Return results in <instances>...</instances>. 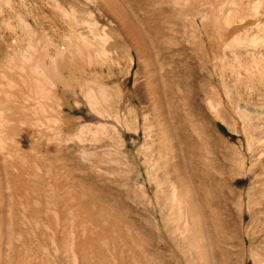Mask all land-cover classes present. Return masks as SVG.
<instances>
[{
	"label": "rangeland",
	"instance_id": "obj_1",
	"mask_svg": "<svg viewBox=\"0 0 264 264\" xmlns=\"http://www.w3.org/2000/svg\"><path fill=\"white\" fill-rule=\"evenodd\" d=\"M25 1L0 0V125L23 114L33 125L28 133L10 130L0 136L15 139L28 164L42 158L49 170L60 166L63 195L72 191L78 203L91 204L93 247L67 256L64 245L71 236L62 219L55 255L47 210L41 237L30 236V223L19 218L16 228L22 236L13 231L10 264H264V31L247 25L251 2L219 11L200 6L220 18L200 24L196 38L191 27L177 23L173 31L167 30L166 42L160 23L142 25L156 72L159 108L147 85L154 78L151 62L129 67L127 43L120 34L103 30L115 25L108 16L97 19L93 30L92 19L78 11L80 0H68L64 8L69 17L54 0ZM186 7L194 5L189 1ZM184 20L190 22L189 17L179 22ZM104 35L110 37L103 44L106 63L75 61L59 70L60 77L44 79L27 69L43 51H65L73 40L100 45ZM100 81L107 86L106 95L134 97L122 109L138 111L139 128L116 129L113 121L101 120L89 109L83 89L97 88ZM207 102L216 105V112ZM168 104L172 110L167 111ZM79 109L83 113L74 114ZM167 114L171 142L157 121ZM143 116L152 123L150 130H143ZM40 117L42 125L34 126ZM49 176L42 184L31 176L27 184L48 207ZM2 177L20 179L5 164ZM190 202L196 205L198 226L189 215ZM82 220L78 218L79 232ZM204 254L209 261L203 260ZM0 255V264H7Z\"/></svg>",
	"mask_w": 264,
	"mask_h": 264
},
{
	"label": "bare ground",
	"instance_id": "obj_2",
	"mask_svg": "<svg viewBox=\"0 0 264 264\" xmlns=\"http://www.w3.org/2000/svg\"><path fill=\"white\" fill-rule=\"evenodd\" d=\"M80 1L82 3L79 1L77 3V5L79 7L78 11L81 13L87 14L92 19V21H93L92 24L94 26L93 30H95L98 27L99 21L97 22L96 20L102 16H103V18L104 17L106 18L108 16L111 19L110 23L115 24L111 28L110 27H108V28L103 27V30H107L108 33H110V34L111 33L120 34L121 37L124 39V41L127 43V46L130 48V54L128 56V65L131 68L134 66V63H136V62L138 64H141V61H143L144 63L145 62H151L150 52L148 50L149 47H148V44L146 42V35L143 31L142 25L148 26L147 24L149 22H151L155 26V25H157V23H160V25H157V26H162V30H163L166 42L170 41L169 40L170 35H168L166 33L167 30L173 31V29L177 23L181 24V26L183 28L191 27L192 31H193V35L196 38V36L198 34L197 32L200 28L199 27L200 24H202L204 26V25L208 24L209 22H215L216 19L220 18L219 16H217V13H215L213 10L210 12V14H208V12L211 9H215V10L219 11V10H221L220 8L223 6H225L227 8L234 6L236 8L235 5H239L241 7V4L244 3L243 0H196V1H191V0H137V1H134V0H80ZM189 1L192 3V5H194V7H192V8L186 7V5L188 4ZM247 1L251 2L249 10H251L253 13L252 16L250 15L251 18L249 20V23L247 22L248 23L247 25H250V27L256 28L258 30L262 26V30L264 31V0H247ZM54 2H55L54 3L55 7L60 11V13L65 14V16L67 17L68 14H67L64 7L67 4L68 0H54ZM71 2H75V1H71ZM24 3H26V1ZM83 3L88 4V5H92L95 8V10L97 12H99V14H97V13L93 14L91 11L88 10V8H86V7L84 8ZM81 4H83V5H81ZM208 5L211 6L210 7L211 9L209 10V8H208L209 11L208 12L206 11L207 13H205V11L203 10V12H204L203 13L202 10L200 9V6L201 7L204 6L203 8H206L205 6L208 7ZM73 9H75V8L73 7ZM76 12H77V10H76ZM68 17H69V15H68ZM180 17H182V18H180ZM184 17H189L190 22L186 23L185 20L179 22L180 20H183ZM239 17H240V15H239ZM241 18H243V17H241ZM148 19H149V21H148ZM74 21H75V18L73 19V22ZM261 23H263V24H261ZM108 33H107V35H108ZM107 35H104L103 38H101L100 45L97 43H89V42H85L82 40L80 42L73 40L65 51H57L56 50L53 54H49L47 51H43L39 55L32 57L30 63H28L29 65H28L27 69L30 72V74L40 75V76H42L41 78L48 77V76L60 77V74H61L60 72H62V71L59 72V70L63 66H65V65L68 66V64L75 62V61L82 63V65L85 64L87 66L97 64L96 63V62H98L97 60H100L101 62L106 63V61L109 58L108 57L109 55L107 54L108 51L106 52V50L103 48V47H105V46H103V44L106 43L108 40H110V37H108ZM181 50H182L181 48L179 50H177V53H179ZM133 54H135L136 60L134 59ZM215 59H216V57H215ZM152 63L153 62L149 63V66L151 67V69H153ZM100 65H102V63ZM150 67H148V68H150ZM67 68H69V67H67ZM151 71H152V75H153V76L152 75L151 76L154 77L153 73H156V72H154L155 69L150 70V73H151ZM33 77H35V76H33ZM149 77H150V75H149ZM155 77L150 79V81L147 82L148 83L147 85L150 88V89L148 88V90H150V93L152 95L151 98H153L152 100H154V107L158 106L160 108L162 106L161 105L162 103L159 100V93L160 92L156 89L157 82H156ZM27 82L25 84H27ZM105 89H107V86L105 85L104 82H101L100 86H97V88H92V89L86 88L85 91L83 89V93L85 94L86 102H87L89 109L94 114H96L97 117H99V119L113 121L116 129L119 128V129H124V130H136L137 128H139L140 120H139L138 111L135 109H128L124 113L123 109H122L125 106V103L132 105V103H134V97L128 96V98L123 99L119 94L118 95L117 94L106 95L107 92ZM167 92L170 94V91L168 89H167ZM0 102L2 103L3 101H0ZM207 106L210 109V111L216 112V105L215 104H213L212 102H207ZM166 108H167V111H169L170 109L172 110V106L170 104H168L166 106ZM82 113L83 112L80 109L74 111V114H82ZM169 114L172 116L171 112ZM16 118L9 117V118L3 119V121H4L3 124L1 121L2 125H0V135L4 131L8 132L10 130L11 131L12 130H15V131L18 130L19 132H25V133H28L29 130H31V126L33 124H31V122L28 120L27 114H23L22 117H20L19 119H16ZM86 119H87V117L83 116V120H86ZM40 120H41V117L37 120L36 123H34V126H37L38 124L42 125V121H40ZM51 120L52 119H50L49 121H51ZM142 120H143V122H142L143 130H145V131H146V129L150 130L152 127V123H150L147 116H143ZM170 120L171 119L169 118L168 114H167V116L161 115V118L159 117L157 119L158 124L162 127V130H164L163 131L164 134L163 133L162 134L165 136H168L167 141H169V142L172 141V137H173V136L169 137V134L167 133L168 130L171 131V129L169 127L171 124ZM58 123H59V121H58ZM105 126L106 125H104V128H105ZM111 127H113V126L111 125ZM34 128L35 127H33V129ZM39 128H41V127L39 126ZM55 135H57V134H55ZM1 136H3V135H1ZM1 136H0V254L2 252L5 255V259L7 261V264L11 263L12 256H13L12 255L13 254V244H14V242H13V238H14L13 237V234H14L13 231L16 232L15 234H17L18 237L22 236V234H20L19 230L16 228L17 223L19 222V220H21L19 218L27 220L30 223L31 226H28V227H32V231L29 232L30 236L41 237V236H44L43 232L41 231V228L44 226V223H45V222H43V218L48 211H49V215H50V216L49 215L48 216L50 217V220H51L49 222V228H51V230L53 231L52 244L55 248V253H56L55 255H57V253L60 249V246H61L60 245L61 243L58 245V243L56 241V235L59 232L58 231L59 227H61V220L62 219L66 220L67 227L69 229V231H67V232H70L69 234L71 236L70 240L66 241V243L64 245V249L66 252L65 254L67 256L75 257L78 252H83V253L89 252V250L93 247L92 246V232H91L92 229H91V225H90L91 224L90 222L92 221L91 220L92 216H90V210H89L92 208V207L89 208V205H91V204H89V203L86 204V202H88V201H84L85 203L84 202L78 203V201L76 199V195L72 191H69L66 194V196L63 195L64 192H63V184H62V176H61L62 173L60 172L61 170L59 168L60 166L58 167L57 165H55V167H53L52 170H49L50 168L47 169L49 166L47 167L45 165V162L42 158L40 159V161H34V162H32V164H28V162H26L27 160L25 159V157H26L25 152L26 151L23 150L21 145L16 144V142L14 141L15 139L10 140V141L9 140L4 141L5 139L2 138ZM55 139H57V138L55 137ZM40 140H42V139H40ZM37 141H39V140H37ZM54 141H56V140H54ZM172 148L174 149V146L171 147V149ZM30 149H32V148H30ZM4 164L12 172V174L14 176H18V178H20V179H17L18 181H14L11 178L3 179L2 168H3ZM48 172L50 173V176H49L50 184L49 185H51V192H50L51 199H50V202H48V203H50L49 207L45 203L44 197L41 196L40 193H38V194L36 193V197H35L28 191V188H27V184L29 182L28 180L31 176H34V177L36 176L37 183L42 184V181H44L43 178L46 177ZM187 183H184L185 184V191H186L185 194H188L189 189H190V188L188 189L189 183L188 184ZM183 190H182V192H183ZM182 192H181V194H182ZM181 194H179V195H181ZM175 196L176 195H174V198H175ZM183 196H184V193H183ZM185 197L187 198V196H185ZM185 197L183 199H185ZM176 198H178V197H176ZM180 198H181V196H180ZM171 199H173V198H171ZM187 200H189V199L187 198ZM176 201H177V199H176ZM82 203H84V205ZM193 204L194 203H191V202L189 204L190 205V208H188V209H190L189 215L191 216V218L193 220V224L195 222V225L197 224V226H198L196 209L194 207L195 204L194 205ZM79 217H82V219H83L81 232L78 231V230H80L78 228L79 227V225H78V218ZM198 219H199V217H198ZM65 225H66V223H65ZM198 228H200V226ZM193 229H195V228H193ZM28 230H30V229H28ZM63 230H65V229H63ZM199 230H201V229H199ZM197 232H199V231H197ZM199 235L197 237H199ZM58 238H59V236H58ZM42 242H40V243H42ZM201 247H202V245H201ZM203 248H204V246H203ZM65 256H63V257H65ZM206 256L207 255H205V254L202 255V258L205 262H207V259H208V257H206ZM69 260H70V258H69ZM208 261H209V259H208ZM70 263H72V262H70ZM201 263H202V261H201ZM56 264H58V263H56Z\"/></svg>",
	"mask_w": 264,
	"mask_h": 264
}]
</instances>
